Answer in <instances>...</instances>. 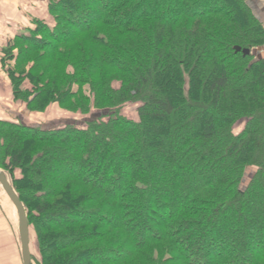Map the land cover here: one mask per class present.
Instances as JSON below:
<instances>
[{
	"label": "trees",
	"instance_id": "1",
	"mask_svg": "<svg viewBox=\"0 0 264 264\" xmlns=\"http://www.w3.org/2000/svg\"><path fill=\"white\" fill-rule=\"evenodd\" d=\"M48 13L1 59L22 110L82 118L0 121L32 264H264V26L248 2L48 0Z\"/></svg>",
	"mask_w": 264,
	"mask_h": 264
},
{
	"label": "crops",
	"instance_id": "2",
	"mask_svg": "<svg viewBox=\"0 0 264 264\" xmlns=\"http://www.w3.org/2000/svg\"><path fill=\"white\" fill-rule=\"evenodd\" d=\"M246 1L264 26V0ZM46 2V0H0V121L21 120L31 125H41L60 118L52 115L53 110L46 114H30L22 110L14 99L11 83L1 65L2 51L13 43L19 34L33 29V20H45L48 24H53ZM255 51L258 57H264V46L256 48ZM18 233V213L6 194L0 192V264H23Z\"/></svg>",
	"mask_w": 264,
	"mask_h": 264
},
{
	"label": "water",
	"instance_id": "3",
	"mask_svg": "<svg viewBox=\"0 0 264 264\" xmlns=\"http://www.w3.org/2000/svg\"><path fill=\"white\" fill-rule=\"evenodd\" d=\"M238 51H241V48H238ZM250 50H244V54L249 55ZM0 185L9 200L15 206L18 218H19V236L21 240V250H22V260L23 264H32V253L30 248V229H29V221L27 217V213L25 207L8 180L6 174L0 170Z\"/></svg>",
	"mask_w": 264,
	"mask_h": 264
},
{
	"label": "rangeland",
	"instance_id": "4",
	"mask_svg": "<svg viewBox=\"0 0 264 264\" xmlns=\"http://www.w3.org/2000/svg\"><path fill=\"white\" fill-rule=\"evenodd\" d=\"M47 2H46V4H48V0H46ZM256 49V48H255ZM255 49H254V55L257 57V58H259L258 57V55H257V51H255ZM53 111V114L52 115H54L55 117H60V118H55V120L53 121V120H51V121H49L48 123H43V125H45V126H57V125H59V124H61V123H75L76 121H80L82 118L80 117V116H71V115H69V114H65L63 111H61L60 109H58V108H55L54 107V109H52ZM124 114L126 115V116H128L129 118L131 117V118H133L134 120L138 117V115H137V108H136V106H130V107H128V108H126V110L124 111ZM138 119V118H137ZM19 121V120H18ZM83 122V121H82ZM25 123H27V122H25ZM29 124V123H28ZM79 125H83V123H81L80 122V124ZM243 129V124L241 123V124H239L237 127H236V129H235V132H240L241 130ZM252 170H253V168H250L248 171H247V173H246V175H245V180H244V182H243V184H245L246 183V181H247V179L251 176V173H252ZM18 176H20V173L19 172H17V177ZM0 192H1V194H6L5 192H4V190L1 188V186H0ZM6 197L8 198V196L6 195ZM9 199V198H8ZM18 227H19V218H18ZM19 234V233H18ZM32 249H33V251L36 253L37 251H36V249H35V247H34V245H32ZM257 252H262V250L261 249H258V251Z\"/></svg>",
	"mask_w": 264,
	"mask_h": 264
}]
</instances>
